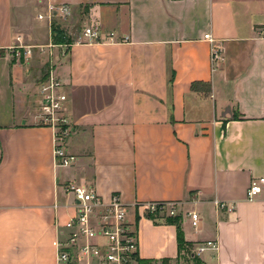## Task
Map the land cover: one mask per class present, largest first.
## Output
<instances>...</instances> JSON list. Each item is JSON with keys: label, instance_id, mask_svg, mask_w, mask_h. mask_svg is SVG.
<instances>
[{"label": "crops", "instance_id": "1", "mask_svg": "<svg viewBox=\"0 0 264 264\" xmlns=\"http://www.w3.org/2000/svg\"><path fill=\"white\" fill-rule=\"evenodd\" d=\"M59 5L70 15L49 21ZM52 23L69 45L52 44ZM205 34L222 47L214 71ZM0 50V264H57L76 213L67 184L119 196L139 259L177 257L175 226L138 209L163 202L178 204L185 242L216 244L200 264H264V183L246 197L264 179V0H0ZM48 62L72 122L68 167L38 125Z\"/></svg>", "mask_w": 264, "mask_h": 264}, {"label": "built area", "instance_id": "2", "mask_svg": "<svg viewBox=\"0 0 264 264\" xmlns=\"http://www.w3.org/2000/svg\"><path fill=\"white\" fill-rule=\"evenodd\" d=\"M69 15L67 5L50 6L47 18L49 21L54 17L66 19ZM38 18L42 19V16ZM100 35L99 28L85 26L80 34L88 42L99 41ZM203 39L209 43V62L214 71L223 62L222 47L210 34H205ZM39 90L38 125L51 130L53 164L56 168L71 166L75 157L69 155L65 148L72 133V122L65 109L67 97L50 62L39 84ZM263 183V178L251 182L246 193L248 201L260 194ZM64 190L74 197L76 213L64 225L68 233L66 240L57 244V264H138L136 227L128 220L129 208L120 201L119 196L111 194L108 200H104L94 189L73 184H67ZM215 205L219 209L230 210L224 204L215 202ZM138 209L143 217L151 220L180 215L176 203L152 202L139 206ZM187 216L190 217L192 226L196 227L198 216L195 213H188ZM216 249L215 243L206 242L195 246L194 251L199 255Z\"/></svg>", "mask_w": 264, "mask_h": 264}, {"label": "trees", "instance_id": "3", "mask_svg": "<svg viewBox=\"0 0 264 264\" xmlns=\"http://www.w3.org/2000/svg\"><path fill=\"white\" fill-rule=\"evenodd\" d=\"M51 37H52V44L54 45H64V44H69L70 39L63 33L62 30L59 29L57 25L54 23L51 24ZM5 52L0 50V56H3ZM202 85L206 86L205 84L201 83H193L191 85V89L196 90L197 86ZM209 91V87L207 89ZM166 222L168 224H171L175 226V231H176V243H177V250L178 253L182 250L185 249V247L192 246L190 243L185 242L184 237H183V232L181 229V222H180V217L175 216V217H168L166 218ZM170 260L169 259H163L161 260L162 264H168ZM152 262H155L153 260H144V259H139L138 264H151Z\"/></svg>", "mask_w": 264, "mask_h": 264}, {"label": "rangeland", "instance_id": "4", "mask_svg": "<svg viewBox=\"0 0 264 264\" xmlns=\"http://www.w3.org/2000/svg\"><path fill=\"white\" fill-rule=\"evenodd\" d=\"M59 18V17H58ZM62 19V18H60ZM64 20V19H62ZM53 22H57L55 21V19L53 18L52 19ZM78 31L81 29L80 27V24L78 25L77 27ZM41 50H45V47H40ZM39 49V50H40ZM27 50H30L29 48ZM13 51L12 54H19L21 55L22 52H20L21 50L20 49H14V50H11ZM16 57H19V56H16ZM131 211H129V215H128V220L131 221ZM194 248L195 246H189V247H185L184 250L180 251L178 254H177V257L176 259H174L173 261L170 260L168 262V264H200L199 260H198V255L196 254V252L194 251ZM151 264H162L161 261L159 262H156V263H151Z\"/></svg>", "mask_w": 264, "mask_h": 264}]
</instances>
